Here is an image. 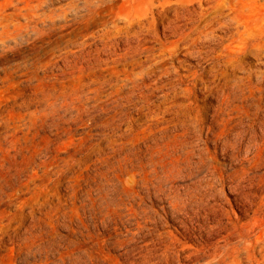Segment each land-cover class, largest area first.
<instances>
[{
  "label": "rangeland",
  "instance_id": "obj_1",
  "mask_svg": "<svg viewBox=\"0 0 264 264\" xmlns=\"http://www.w3.org/2000/svg\"><path fill=\"white\" fill-rule=\"evenodd\" d=\"M161 1L0 0V264H264V0Z\"/></svg>",
  "mask_w": 264,
  "mask_h": 264
},
{
  "label": "bare ground",
  "instance_id": "obj_2",
  "mask_svg": "<svg viewBox=\"0 0 264 264\" xmlns=\"http://www.w3.org/2000/svg\"><path fill=\"white\" fill-rule=\"evenodd\" d=\"M231 1H235V0H176L175 2L180 4V8H184V7L187 8L191 4H195L194 5L195 8L198 10V13L201 15V18L199 20L200 22L195 24L193 27H188V29H189L188 33L184 37H181V39H183L184 41L188 42L189 39L194 38L192 36L193 34L199 33V32H200V34L206 33L204 35H207V32L209 31V30L207 31V29L213 24L212 23V17L215 16V15L222 14L221 13L222 9H224L225 7H230V5L232 3ZM171 2H172L171 0H162L160 2L159 6H162V7L166 6L167 4H170ZM238 5H236V6H238ZM147 13L148 14L151 13L153 15V10L148 11ZM214 21H215V19H214ZM237 29H239V28H237ZM256 139H257V142H260V141L264 140V129L261 128V132L256 134ZM224 146H225V148H234V149H238L239 148L238 141L235 140V139H226L225 142H224ZM240 150L241 149H239L238 151H240ZM248 152H249V149H246L245 150L246 156H248ZM210 163H212V162H210ZM155 165H156V163H155ZM156 166L154 167L153 172H154V175H156V177L159 178V173H158V169H157ZM231 170L232 171L227 172V176H228V179H229L228 181H231V183L226 185V187H228L232 192H235V195H234L235 198H238V199L240 198V199H242L243 202H250L252 204L254 209H253V213L250 215V221H252L254 224H257L259 226V232L261 234L260 236L262 237L264 235V210L261 209V205H257L254 201L250 200V197H248V192L246 191L247 189H245V185H244L246 168L242 167V168H237L236 169V168L232 167ZM144 174L146 176L148 175V173H144ZM213 175L216 177L218 174L216 175V172L214 171ZM221 175L225 176V173H222ZM223 188L225 189V186ZM187 196H188V193H187ZM187 198H189V199L187 200ZM193 201H194V197L191 194L189 195V197H186L185 195L180 194L179 195L178 204H181L182 206H186L187 203H192ZM195 203L198 204V205H201V204L204 203V199L203 198H199L197 201L195 200ZM210 205H211V203H210ZM236 205H237V203H236ZM262 208H263V206H262ZM217 209H222V208L218 207ZM222 210H224V209H222ZM215 212L218 213V211H215ZM180 223H182V222H180Z\"/></svg>",
  "mask_w": 264,
  "mask_h": 264
}]
</instances>
